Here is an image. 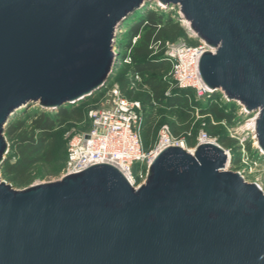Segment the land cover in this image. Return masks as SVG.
<instances>
[{
    "label": "water",
    "instance_id": "water-1",
    "mask_svg": "<svg viewBox=\"0 0 264 264\" xmlns=\"http://www.w3.org/2000/svg\"><path fill=\"white\" fill-rule=\"evenodd\" d=\"M152 1L210 49L204 84L256 114L264 155V0H0V169L16 114L101 91L117 30ZM230 161L215 143L170 146L139 188L105 163L24 190L0 177V264H264V191Z\"/></svg>",
    "mask_w": 264,
    "mask_h": 264
},
{
    "label": "rangeland",
    "instance_id": "rangeland-1",
    "mask_svg": "<svg viewBox=\"0 0 264 264\" xmlns=\"http://www.w3.org/2000/svg\"><path fill=\"white\" fill-rule=\"evenodd\" d=\"M150 12L164 16L166 19L171 17L175 22L174 24L179 25L185 30L183 33H179L177 28L172 27L169 33L165 35L166 42L187 46H197L200 44V41L189 30V26L185 23L186 21L182 20L178 7H168L160 4L158 1H152L148 2L144 9L132 18L133 21L129 20L122 29L120 28L118 30L119 35L116 37L117 44L114 46V51L116 49L119 51L118 45H127L131 42L132 46H135L138 43L139 37H137L136 43L134 40L135 38L130 40L131 29L141 19L146 18ZM137 16L139 17L137 18ZM125 54L127 55L128 51H126ZM157 56H162V54L159 53L156 56L152 55L151 59ZM118 58V64L110 82L101 91L73 106H64L69 109H79L83 117L72 118L57 126L54 130L57 141L52 160L39 162L27 173L26 178L30 181L29 185H14L9 182V179L0 171L2 181L12 185L16 190H24L31 186L61 180L64 177L69 139L75 133H84L90 129L88 120V113L90 110L107 106V102L112 101L114 91L117 90L125 97H129L131 100L139 101L143 104V101L150 96V90L145 85L142 77L136 79L138 74H133V64L126 65L121 56ZM170 73L171 70L160 74L165 81L171 82L166 96H168V92L172 94L176 89ZM124 82L127 83L125 88H123ZM192 101L193 106L192 109H190L191 111L187 109L170 110L163 106H157L153 99L146 106L143 105L146 114L152 115L153 119L156 121L155 125L157 126V130L152 133L150 137L145 135L146 130H148L150 126H148L145 131L144 128L142 130L146 149L150 150L153 148L159 140L161 130L169 128L174 140L182 144L186 151L192 153L198 145L199 136L202 133H206L211 141L223 147L228 153L231 159L229 169L235 173H240L248 183L257 184L264 191V155L258 148L256 127L253 130L247 126L256 118V114H245L240 104L228 102L221 92L216 93L212 100H197L192 98ZM194 101L198 103L196 106L194 105ZM209 101L218 104L221 110H225L226 113L234 116L233 124L228 125V123L225 122H217L213 117L203 115L201 110L209 106ZM56 112L57 111L44 110L38 105H34L19 111L16 114V118L10 123L14 125L17 122L25 121V128L29 130L32 120H35L39 114L44 113L53 117ZM7 140L10 146L14 142L8 138ZM222 141L228 144V146H223L221 143ZM11 154L13 153H8L7 158L11 157ZM11 162L14 164L17 162V159L12 156ZM139 169L140 166L137 165L135 172L138 173Z\"/></svg>",
    "mask_w": 264,
    "mask_h": 264
},
{
    "label": "built area",
    "instance_id": "built-area-1",
    "mask_svg": "<svg viewBox=\"0 0 264 264\" xmlns=\"http://www.w3.org/2000/svg\"><path fill=\"white\" fill-rule=\"evenodd\" d=\"M134 40L136 43L137 38ZM150 49L154 56L161 53L164 60L171 64L170 75L176 89L192 91L197 100H211L219 92L208 88L200 76V58L210 50L204 42L187 46L154 41ZM114 52L119 54L116 50ZM123 62L133 64L131 50H128ZM139 77L137 75L136 79ZM170 94L168 92L167 95ZM107 103V106L89 111L90 129L87 132L75 133L70 137L64 177L105 163L118 168L132 186L139 188L146 182L150 164L162 150L170 146L183 148V145L174 140L169 128H164L156 145L147 150L142 135L145 118L143 104L128 99L119 90L114 91L112 101ZM205 143L214 142L206 133H202L198 145ZM137 165L140 166L138 173L135 172Z\"/></svg>",
    "mask_w": 264,
    "mask_h": 264
},
{
    "label": "trees",
    "instance_id": "trees-1",
    "mask_svg": "<svg viewBox=\"0 0 264 264\" xmlns=\"http://www.w3.org/2000/svg\"><path fill=\"white\" fill-rule=\"evenodd\" d=\"M174 23L171 17L166 19L164 16L150 12L146 18L141 19L131 29L130 40L139 37L138 43L135 46H132L131 42L127 45H118L119 54L124 59L126 57L125 52L131 50L133 74H138L144 79V83L151 93L143 101L144 106L153 99L157 106H163L170 110H190L193 106L192 98L196 99L195 93L188 90L181 91L175 89L170 96H166L171 82L165 81L160 74L170 71L171 64L165 61L163 56H157L151 59L153 51L150 47L154 41H166L165 35L169 33L172 27L177 28L179 33L185 31ZM124 83L123 88L127 84L126 82ZM127 98L130 99L129 97ZM194 103L195 106L198 104L197 101H194ZM201 113L205 116L209 115L213 117L217 122H225L228 125L233 124L234 116L226 113L225 110H221L219 105L213 102H210L207 108L202 109ZM75 117H83L79 109L61 107L53 117L44 113L39 114L35 120H32L29 130L25 128V121L17 122L14 125L9 123L6 129V136L8 139L14 141L10 146L9 153H13L11 155L17 159V162L14 164L11 162L12 156L6 158L3 167L0 169L3 175L9 179V182L17 186L29 185L30 181L26 178L27 173L39 162L52 160L57 141L54 130L61 123ZM155 123L156 121L152 115L146 114L145 112L144 131L150 126L145 133L147 137H150L157 130ZM221 143L223 146H228L223 141Z\"/></svg>",
    "mask_w": 264,
    "mask_h": 264
},
{
    "label": "bare ground",
    "instance_id": "bare-ground-1",
    "mask_svg": "<svg viewBox=\"0 0 264 264\" xmlns=\"http://www.w3.org/2000/svg\"><path fill=\"white\" fill-rule=\"evenodd\" d=\"M144 9V8H143ZM142 9V10H143ZM142 10H140V11H138L136 14H135V16L138 14V13H140ZM188 26H190V24L188 23V22H185ZM126 24V23H125ZM125 24H124V26H125ZM123 26V27H124ZM119 30V29H118ZM118 30H117V33H118ZM116 52H119L117 49H116ZM248 126V128H250V129H255V127H256V121H255V119L251 122V124H249V125H247Z\"/></svg>",
    "mask_w": 264,
    "mask_h": 264
}]
</instances>
